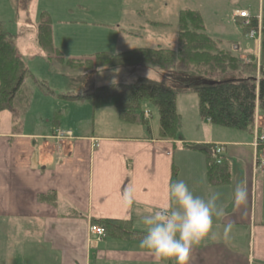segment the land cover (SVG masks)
<instances>
[{
    "label": "crops",
    "instance_id": "1",
    "mask_svg": "<svg viewBox=\"0 0 264 264\" xmlns=\"http://www.w3.org/2000/svg\"><path fill=\"white\" fill-rule=\"evenodd\" d=\"M78 1L75 5L65 2L66 8L56 15L57 23L63 24L59 26H74L75 31L82 33H90L91 27L112 29L96 22L92 18L95 14H91L89 8L95 12H110L115 3L109 2L95 9V0L92 4L88 0ZM177 1H180V11L183 9L181 0ZM262 1H257V18ZM145 2L151 6L149 0ZM200 2L197 0L195 6ZM163 7L168 4L164 3ZM230 7V23L235 32L248 36L255 48L252 55L258 58L260 36L250 39L244 34L242 20L233 17L236 11L253 14L233 2ZM117 8L116 5L114 9ZM23 9L21 0H0V24L13 41L5 22L26 24L28 14ZM193 10L198 11V8ZM41 13L47 14L51 20L55 47V15L48 9H42ZM37 20L39 22L36 17L35 25ZM152 24L158 26L155 21ZM175 26L178 32L177 17ZM67 33L69 30L63 34L60 45L64 50L56 45L57 50L65 54L67 49L66 57L70 60H77L74 55L80 54V61L97 52H127L128 44H125L138 38L131 33V28L125 34H106L104 30L95 37L94 31V38L78 36L73 40ZM100 37L104 38L95 46ZM176 40L177 33L172 44ZM65 42L66 47L63 46ZM234 45L236 47L232 50H239L241 60L246 61L250 55H242L237 43ZM39 56L45 59L42 52ZM141 67L97 69L90 76L89 84L80 83L83 85L80 90L84 94L100 86L132 85L135 81L149 80L145 77L148 72L142 71L146 68ZM110 68L114 70H105ZM105 72L108 74H102ZM81 74L85 76L83 72H77V75ZM77 79L71 77L70 82L77 83ZM79 92L76 93L80 95ZM192 95L179 93L177 96L176 110L181 122L176 140H158V127L154 129L149 123L146 129L122 122L114 99L94 103L91 124L81 130L79 126L74 128L66 122L67 110L63 115L60 113L64 122L53 127L52 116L56 112L52 104L50 113L35 115L33 122L32 116L27 114L32 109V99L21 120H16L8 112L0 113V264H158L151 252L139 247V240L114 239L106 234L98 237L90 234L89 228L97 226L93 221L117 220L130 222L135 232L145 234L144 225L134 209L123 205L122 192L131 185L137 207L164 208L171 205L168 185L179 179L197 195H205L209 189L219 191L221 202L227 206V215L214 221V232L193 246L189 264H264V167L255 164L257 155L264 154V148L255 149L253 146L256 134L264 131V114L257 112L250 133L220 130V127L218 130L209 122L201 121L197 100ZM68 103L82 105L78 107L85 105L83 102ZM149 114L152 119L151 112ZM57 131H69L73 139L57 140ZM183 144L222 147L223 157L229 165L228 183L215 187L209 185L206 155L187 149ZM240 182L246 185L248 196L244 205L236 207L232 202L233 189ZM225 225L231 227L225 228ZM159 264H175V261L162 260Z\"/></svg>",
    "mask_w": 264,
    "mask_h": 264
},
{
    "label": "trees",
    "instance_id": "2",
    "mask_svg": "<svg viewBox=\"0 0 264 264\" xmlns=\"http://www.w3.org/2000/svg\"><path fill=\"white\" fill-rule=\"evenodd\" d=\"M244 34L260 32L258 58L250 55L241 60L233 42L215 39L207 33L205 20L197 10L183 8L178 14L177 49H137L119 54L96 53L90 58L65 60L54 47L52 23L47 14L39 15L36 41L45 60L65 67L81 70L85 76L77 83L89 79L100 68L143 66L175 70L182 89L172 90L159 83L140 80L132 85L114 84L89 89L82 95L47 93L66 102L100 103L114 99L118 106L119 119L148 129L144 118V103L149 102L158 112V140H176L180 132V115L176 110L179 93H193L198 99L199 117L203 122L233 131H252L257 112L264 114V0L260 11L252 13ZM27 81L37 83L18 55L12 38L0 24V113L8 112L16 120L28 112L31 105V90ZM60 112L52 116L53 127H58ZM187 149L206 155V176L212 187L229 181V165L223 157L217 163L213 157V145L183 144ZM174 177V175H173ZM105 234L114 239L141 240L144 233L135 232L130 222L97 220Z\"/></svg>",
    "mask_w": 264,
    "mask_h": 264
},
{
    "label": "rangeland",
    "instance_id": "3",
    "mask_svg": "<svg viewBox=\"0 0 264 264\" xmlns=\"http://www.w3.org/2000/svg\"><path fill=\"white\" fill-rule=\"evenodd\" d=\"M7 1V0H6ZM197 0H181L182 8H198V11L201 13L202 17L205 20V25L207 29V33H210L211 37L215 39H221L224 41H231L233 43H237L240 48V53L242 55H252L254 53V46L251 41L247 38L248 36H244L242 33L235 32L233 25L230 23V4L236 3L239 7H243L247 9L250 13H256L257 11V1L258 0H201L195 6ZM65 2L71 3V5H75L74 3L79 2L78 0H21V3L24 7L23 11L27 12L28 15L26 24H18V22L14 24H9L6 20L5 26H7V30L12 33L14 38V44L16 49L19 51V56L25 63L28 68L30 74L37 81V83H33L32 81H27V85L30 87L31 95H32V109H30L29 116H32L34 122L35 115H45L50 113V106L52 104L54 108V112H60L62 115L66 112L69 114L67 123L73 125L74 128L79 126V129L82 127H86L91 124L92 120V106L94 103L90 101H85L83 107H78L82 105H74L68 103L63 100L57 99L55 96H52L47 93V90L53 91L57 95L61 94H70V95H82L83 91H81L80 83H71L70 78L73 77L77 79V77H83V75H77V72H81V70L70 71L65 67L58 65L53 62L48 64L44 58L39 56V52L41 49L39 48L36 41V28L38 27V20L35 25L36 17L39 18V15L42 14V9H48L54 17V32L56 35V45L61 47V41L64 37L63 34H66V30H69L68 35H70V40L74 38L78 39V36H89L94 38L93 32L96 31L95 37H99L101 32H106L109 34L110 32L117 34H125L127 33V29L131 28V33L134 32V36H138L137 39H134L131 43H126V47H128V51L137 50V49H156L164 48V49H176L177 48V40L175 44H172L173 38L177 33V26H175L176 17L178 18L179 11V3L177 0H149L151 6L149 7L148 3L145 0H95L93 3V7L97 9L104 4H108L109 2L115 3L118 8L114 9V6L110 12H105V10H101V12H95V10L89 8L91 14H95L92 16L96 22L102 23L104 25H108L109 28L106 30L105 28H95L91 27L90 33H82L75 31V27L71 26H59L63 24H59L56 21V15L62 13L64 10ZM90 4H92V0H88ZM121 2V3H119ZM148 2V1H147ZM81 3V0H80ZM164 3L168 4V7H163ZM206 3V4H203ZM27 10V11H25ZM121 11V12H120ZM23 12V13H24ZM244 12V11H241ZM110 15V16H109ZM235 12L233 13V17L235 18ZM58 18V17H57ZM62 19V18H60ZM117 19H119L117 21ZM117 21V24L115 23ZM155 21L158 23V26H154L152 22ZM60 23L63 21L60 20ZM98 23V24H99ZM116 25L117 28H116ZM117 31H114L116 30ZM237 30V29H236ZM89 31V29H86ZM78 32V33H77ZM130 33V32H129ZM133 35V34H132ZM60 36V37H59ZM145 39H144V38ZM104 37L97 38V43L95 46L99 45L101 39ZM143 38V39H142ZM162 40V42H160ZM161 43V44H160ZM55 48L57 49L58 47ZM66 47V42L63 44ZM124 45V46H125ZM160 45V46H159ZM172 45V46H171ZM64 50V48H62ZM59 51V50H58ZM236 51V50H235ZM62 51H60L61 53ZM64 54V52H62ZM61 53L65 60H70L66 57L67 49L65 50V56ZM101 53V52H97ZM105 53V52H104ZM38 54V55H37ZM75 59H81L80 54L74 55ZM246 60V59H245ZM143 68V67H141ZM146 68V67H145ZM105 70H114V68L105 69ZM69 71V72H68ZM143 72H148L145 76L147 79L161 84L163 87L172 90L182 89V85L177 79V73L175 70H164V69H155V68H146L142 69ZM68 72V73H67ZM104 72V70H103ZM70 74V75H66ZM102 74H108L107 72ZM109 76V75H105ZM145 80V81H149ZM165 80L168 81V86H165ZM89 79H85L82 83L89 84ZM137 82V81H135ZM134 82V83H135ZM80 85V86H77ZM101 87V86H100ZM74 92V94H73ZM194 100L198 99L195 94L192 95ZM80 103V102H78ZM65 108H70L65 109ZM48 109V111H47ZM65 109V110H64ZM142 109L147 112H151L152 119L148 120V123L151 124L154 129L158 127V112L157 109L146 102L143 104ZM75 113V115L73 114ZM40 118V117H39ZM30 117L27 119L29 121ZM60 121L63 123L64 120L61 117ZM38 124V123H37ZM42 125V123H40ZM42 128V127H40ZM218 128L219 127H214ZM221 128V127H220ZM225 129L221 128L220 130ZM81 130V129H80ZM58 140V139H57ZM65 140V139H63ZM71 140V139H68Z\"/></svg>",
    "mask_w": 264,
    "mask_h": 264
},
{
    "label": "clouds",
    "instance_id": "4",
    "mask_svg": "<svg viewBox=\"0 0 264 264\" xmlns=\"http://www.w3.org/2000/svg\"><path fill=\"white\" fill-rule=\"evenodd\" d=\"M165 86H168L167 80ZM167 194L171 201L168 207H137L135 190L129 185L122 192L121 200L127 209H134L144 225L145 234L139 242L141 249L151 252L158 264L162 260L189 264L193 246L214 232V221L227 215V206L221 202L219 191L209 189L205 195H197L182 179L172 181ZM247 196L244 182L236 184L234 206L244 205ZM230 227L225 225V228Z\"/></svg>",
    "mask_w": 264,
    "mask_h": 264
},
{
    "label": "built area",
    "instance_id": "5",
    "mask_svg": "<svg viewBox=\"0 0 264 264\" xmlns=\"http://www.w3.org/2000/svg\"><path fill=\"white\" fill-rule=\"evenodd\" d=\"M234 16L238 19L243 20L242 21L243 26L248 25L250 16L247 12H245V11L239 12L238 11V12H235ZM248 35H249L250 39H254L255 37L258 38L260 36V32L257 31L255 34L253 31H251V32H249ZM144 116H145V118L149 117L147 113H145ZM55 138L58 140L73 139V135L69 131H65V132L57 131ZM253 146L255 147V149H258L260 147L264 148V131L262 133L256 134V136L254 137ZM212 153H213V157L216 158L217 163L219 164L220 159L223 157V148L216 146V147H214ZM255 164H257L256 166H258V167H264V154L261 153V154L257 155V158L255 160ZM89 231H90V234L97 235L98 237H104V235H105V232L102 228L94 226V225H91V227L89 228Z\"/></svg>",
    "mask_w": 264,
    "mask_h": 264
}]
</instances>
